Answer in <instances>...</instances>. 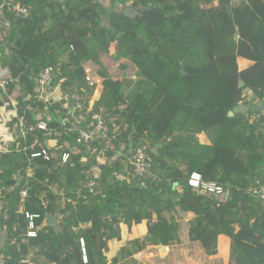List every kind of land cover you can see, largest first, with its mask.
<instances>
[{
  "label": "trees",
  "instance_id": "1",
  "mask_svg": "<svg viewBox=\"0 0 264 264\" xmlns=\"http://www.w3.org/2000/svg\"><path fill=\"white\" fill-rule=\"evenodd\" d=\"M5 1L26 6L29 14L23 19L0 10L13 28L10 53L0 58L10 74L2 94L19 87L17 107L35 127L19 148L34 140L37 145L26 154L15 147L0 153L4 264H129L148 247L187 242L214 256L219 236L230 242L228 264H264V211L249 191L264 171V115L258 109L264 105V0ZM127 7L146 10L131 20L121 17ZM112 48L132 63L135 80L104 81L91 106L119 128V156L85 153L67 132L69 123L48 150V161L31 158L48 133L33 120L43 108L35 96L40 73L49 69L56 75L51 87L81 97L87 109L94 88L84 80L83 64H97ZM238 60L252 64L239 70ZM239 105L243 112L229 117ZM48 114V129L59 130L66 111L49 108ZM202 134L206 145L199 142ZM64 144L71 150L62 163ZM145 144L151 147L148 170L136 178L128 158ZM28 163L29 177L23 174ZM94 168L100 176L89 193L86 173ZM192 174L224 195L190 187ZM26 187L20 208L19 191ZM62 198L76 204H62ZM180 212L192 219L181 221ZM48 215L58 221L56 228L46 225ZM144 221L146 235L108 261L107 244L119 240L120 224L130 229ZM29 230L34 238L26 236Z\"/></svg>",
  "mask_w": 264,
  "mask_h": 264
},
{
  "label": "built area",
  "instance_id": "2",
  "mask_svg": "<svg viewBox=\"0 0 264 264\" xmlns=\"http://www.w3.org/2000/svg\"><path fill=\"white\" fill-rule=\"evenodd\" d=\"M4 9L7 13L13 14L15 17L27 18L28 17V8L19 3H9L5 0H2L0 5V10ZM84 69V80L89 88L97 89L102 85V79L94 73L91 69L83 67ZM56 76L49 69H46L40 73L36 80L35 86V96L36 98L47 106V115H44L42 118L34 119L36 123V128L42 131H48L46 134V141L44 143V148L41 149L39 153L31 154V158L35 157H44L48 161V150L55 149L57 144L55 138L62 133V128L66 124H71L67 129L69 134H74L76 136L75 143L80 145L85 150V153L88 154H99L100 152L109 153L114 152L116 156H119L120 150L116 151L114 141L118 135L119 128L116 124H108L103 116V110L99 109L98 111L92 110V106L89 105L85 109V102L81 97H68L65 94H60L58 92V87L52 88V76ZM57 75L60 77V85L64 79L61 78L60 72H57ZM10 82V81H9ZM7 84L6 81H0V88L4 89V86ZM51 92V95L49 94ZM54 103L60 105L59 109L65 110L66 114L64 117H59L57 121V128L59 130H49L48 124L53 122L52 116L48 114L49 108H51ZM14 128L16 132L15 138V153L26 154L28 150H31L37 145V141L34 140L29 147L19 148V143L21 140H26V138L35 131V127L28 124L26 114L24 111L19 109L17 106L14 107ZM52 143V145H49ZM63 148L68 150L64 152L61 156L62 163H65L69 157V152L71 150L70 144H64ZM150 145L145 144L142 147L137 148L131 156L128 158V165L131 168L132 174L136 178H142L148 170V152L150 151ZM69 151V152H68ZM122 151V150H121ZM105 155V154H104ZM104 159H102L103 161ZM31 170V164L28 165L23 170V174L29 177ZM100 176L98 169L94 168L92 171L86 173V183L85 188L89 193H92L96 187V181ZM190 187L199 190L203 194L214 195L215 197H221L224 195V191L221 187L217 186L214 183L203 182L201 177L197 174H192L188 181ZM250 194L252 197L256 198L261 202L262 209L264 211V171L262 172L260 178L251 186ZM28 188H24L19 191V206L23 208V205L28 197ZM83 201H86L82 197ZM70 201V200H67ZM64 198L61 199V203L64 204L67 202ZM72 205H75V201H70ZM64 207V206H62ZM26 218L31 219L26 215ZM32 228V227H31ZM28 238H34L35 235L28 231L26 234ZM0 264H4V261L0 259Z\"/></svg>",
  "mask_w": 264,
  "mask_h": 264
},
{
  "label": "crops",
  "instance_id": "3",
  "mask_svg": "<svg viewBox=\"0 0 264 264\" xmlns=\"http://www.w3.org/2000/svg\"><path fill=\"white\" fill-rule=\"evenodd\" d=\"M12 29V26L3 19L0 12V58L10 53L11 48L9 46L10 44L8 39L11 35ZM89 63L90 62L84 63L83 67H86L84 65ZM237 63L239 70H244L252 64L246 60H238ZM1 80L6 81L7 83L10 81V74L2 66H0V81ZM7 86L8 84L4 86V89L0 88V153L2 154L10 153L11 150L15 147V138L17 135L14 128V107L18 106L17 99L21 95L19 87L15 86L14 88H12L10 94L7 95V97H3L4 95L2 93H6L5 91ZM101 92V89L99 90L98 88L93 90L89 105H92L99 100ZM49 94L51 95L50 91ZM260 107L258 108L254 104H252L249 109L254 111L258 108L260 111ZM51 108L59 109L60 105L54 103ZM46 109L47 106L44 104L42 110L38 114L33 116V120L42 118L44 115H47ZM199 142L203 145L209 143L205 134L199 136ZM49 145H52V143H49ZM178 216L183 222H188L192 219V216L190 214L182 212H180ZM119 229V240H110L107 244V252L108 254L110 253V258L108 257L107 259L108 261H111L116 256L118 251L128 242L138 240L145 236L147 233V225L145 221L140 224L133 225L130 229H128L125 225L120 224ZM229 247V240L225 236H219L217 238V254L214 256L205 255L198 243L190 242L181 245L170 243L167 246L149 247L146 251H144V253L145 255L150 256L151 259L153 257L159 256L161 259L167 261L168 264H228ZM142 253L143 252H141L139 255H141Z\"/></svg>",
  "mask_w": 264,
  "mask_h": 264
},
{
  "label": "rangeland",
  "instance_id": "4",
  "mask_svg": "<svg viewBox=\"0 0 264 264\" xmlns=\"http://www.w3.org/2000/svg\"><path fill=\"white\" fill-rule=\"evenodd\" d=\"M239 1L241 0H232L233 3H238ZM84 66L91 69L94 73H97L99 77L102 79V85L98 87V89L99 90L101 89V91L103 89L104 81L109 79L118 80V81H122L125 79L135 80L136 69L134 68L132 63L116 55L114 53L113 48L109 50V53L107 55L106 54H104L103 56L101 55L99 57V61L97 64L89 63V64H85ZM0 245H2L1 239H0ZM139 254L137 253L131 259L127 260L129 264H168L167 261L161 259L159 256L153 257L151 259L150 256L145 255L144 251L141 255ZM105 257L107 259L108 257L110 258V253L108 254L107 252L105 254Z\"/></svg>",
  "mask_w": 264,
  "mask_h": 264
},
{
  "label": "water",
  "instance_id": "5",
  "mask_svg": "<svg viewBox=\"0 0 264 264\" xmlns=\"http://www.w3.org/2000/svg\"><path fill=\"white\" fill-rule=\"evenodd\" d=\"M146 10V7H139L137 9L133 8V7H127L125 8L122 13H121V17H126V18H129L131 20L135 19L139 14L143 13L144 11ZM54 78V75L52 76V79ZM243 86V83H240L239 84V87H242ZM260 111L264 114V105H262L260 107ZM238 112H243V106L242 105H239L237 106L232 112H230L228 114L229 117H232L234 115V113H238ZM229 195L228 193L226 194L225 198L228 199ZM46 225H49L53 228H56L58 226V222L57 220L51 216V215H48L46 217V221H45Z\"/></svg>",
  "mask_w": 264,
  "mask_h": 264
}]
</instances>
